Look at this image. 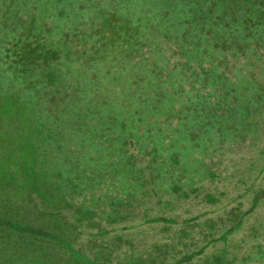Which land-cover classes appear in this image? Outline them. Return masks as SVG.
Segmentation results:
<instances>
[{
    "label": "trees",
    "instance_id": "1",
    "mask_svg": "<svg viewBox=\"0 0 264 264\" xmlns=\"http://www.w3.org/2000/svg\"><path fill=\"white\" fill-rule=\"evenodd\" d=\"M102 2L113 4L107 17L78 15ZM4 3L0 0V107L14 118L1 127L38 132L40 138L33 137L37 157L45 159L41 172L68 176L71 184L64 189L74 195L99 190L100 199L112 195L127 206L135 198L166 193L164 186L179 194L202 181L203 173L218 176L216 165L229 152L235 154L233 145L257 128L256 119H264V93L256 97L246 85L252 76L247 68L255 63L249 53L264 46L262 39L222 34L210 24L239 21L248 32V16L264 17V0H79L68 18L50 16L40 36L23 26L44 18L34 14L19 24ZM77 49L80 55L73 54ZM257 161L253 179L264 176V156ZM48 183L63 187L56 180ZM259 191L255 203L264 200V190ZM4 200L1 255L11 256V236L27 247L48 240L67 247L26 218L7 214ZM206 245L171 264L187 262ZM68 250L77 261L98 264ZM259 251L250 260L263 264L264 250Z\"/></svg>",
    "mask_w": 264,
    "mask_h": 264
},
{
    "label": "rangeland",
    "instance_id": "2",
    "mask_svg": "<svg viewBox=\"0 0 264 264\" xmlns=\"http://www.w3.org/2000/svg\"><path fill=\"white\" fill-rule=\"evenodd\" d=\"M75 2L79 0H5L4 4H10L7 7L10 13L16 12L19 24L21 19L30 15L34 17V14L44 18L37 25L30 23L29 26H33L30 29L25 24L23 26L32 36H40L42 28L51 24L48 23L52 20L50 16L59 20L68 18L69 9ZM110 5L113 4L102 2L94 9L79 10L78 15L81 18L99 17V14L107 17V10H110L107 6ZM102 9L105 14L100 12ZM258 10L256 8L254 13ZM248 18V35L247 27L239 21H231L227 26L217 25L214 21L210 24L222 34L237 32L239 35L246 34L250 40L260 37V42L264 44V17L255 20L251 15ZM106 20L104 18V22ZM57 32L60 33V30L52 34ZM255 48L249 53L255 63L246 69L252 74L250 83L246 85L251 87L249 93L258 97L256 94L264 93V46ZM80 51L77 49L73 54L80 55ZM240 65L237 64L238 67ZM12 118L13 112L0 107V200H4L3 191L9 189L6 192L9 194L5 199L7 201L1 204L7 214L26 218L64 240L67 247L51 240L27 247L26 241L18 242V236H11L12 245L7 249L11 256L0 253V264H84L75 260L68 248L98 264H171L175 261L179 263L178 259L197 252L204 244L207 245L201 254L181 264H240L245 259L250 260L260 249L264 250V200L256 203L253 200L259 190H264V176L254 178V185L245 190L253 179V168L259 163L257 159L264 156L263 118L256 119L257 128L249 130L244 141L233 145L235 154L229 152L216 165L218 176L203 173L202 181L193 185L187 183L189 187L186 191L169 193L164 186L162 190L166 193L135 198L134 203L127 206L118 205L114 198L111 200L112 195L105 200L100 199L102 192L99 190L74 195L73 191L64 189L71 184L68 176L51 170L44 175L40 169L45 159L37 157V142L33 137L35 133L39 139L38 132L28 134L25 129L12 133L5 126L1 127ZM19 134L21 139L16 137ZM50 180H56L63 187L58 190L50 188ZM15 192L21 195L12 198ZM125 207L128 211L120 210ZM53 212L55 214L51 215ZM122 214L123 218L118 219L116 215ZM178 218L183 221L177 222ZM14 247L18 252L15 256L12 255ZM248 264L260 263H253L252 259Z\"/></svg>",
    "mask_w": 264,
    "mask_h": 264
}]
</instances>
